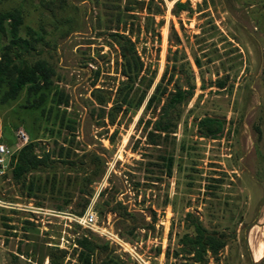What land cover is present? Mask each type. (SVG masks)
<instances>
[{"label":"rangeland","instance_id":"rangeland-1","mask_svg":"<svg viewBox=\"0 0 264 264\" xmlns=\"http://www.w3.org/2000/svg\"><path fill=\"white\" fill-rule=\"evenodd\" d=\"M174 1L0 0V12L21 10L17 34L38 39L14 50L53 71L42 113L24 108L25 90L2 101L0 89V142L14 149L21 127L44 151L69 147L62 158L75 162L23 182L11 177V165L0 171V264H83L75 245L83 234L100 244L92 264H264V0H180L187 6L172 14ZM156 6L161 13L153 14ZM116 31L134 42L147 76L153 72L148 94L163 75L161 103L174 88L193 87L174 132L157 145L149 144L147 121L158 107L143 111V101L111 125L91 95L113 93L123 78ZM55 86L68 98L58 112ZM205 116L223 121L215 139L201 136ZM84 172L95 178L85 194ZM89 211L94 223L78 224ZM195 219L227 238L200 263L180 251Z\"/></svg>","mask_w":264,"mask_h":264},{"label":"trees","instance_id":"trees-1","mask_svg":"<svg viewBox=\"0 0 264 264\" xmlns=\"http://www.w3.org/2000/svg\"><path fill=\"white\" fill-rule=\"evenodd\" d=\"M187 4V1L175 0L171 9L172 14H177L179 11L184 10ZM149 10L148 13H150ZM158 13H161V10L156 6L153 14ZM6 20L10 21V39L0 53V89L3 88L1 100H15L19 92L25 90L24 108L41 107L42 113L44 107L41 105L45 101L46 96H48V90L51 85L49 77L53 71L46 66L43 60L26 64L18 49L14 50L17 45H20L23 50L32 49L34 48L32 42L38 40L35 36L23 38L17 34L22 21L21 10L18 8L0 12V33H4L3 23ZM31 34L32 31L29 30V35ZM110 36L119 49L121 58L120 74L123 78L118 81L113 93L102 95L103 89L94 88L91 95L102 112L101 116L107 118L108 123L111 125L114 123L117 114L136 111L143 101H145L143 111L155 110L158 107L157 118L153 122L147 121V124L151 123V128L147 133L149 144L157 145V139L161 135L165 136L174 132L182 113V107L187 104L193 95V87L191 85L187 89L176 87L170 92L166 101L161 103L162 97L167 91L162 84L164 75L161 81L155 84L152 92L148 94L154 75L151 72L147 76L148 70L146 72L145 70L143 71V62L136 51L134 42L127 35L118 31L110 32ZM67 100L68 98L63 95L62 90L57 89L55 86L51 100V107L55 112L59 111L60 106L66 107L68 104ZM107 106L108 108L106 109ZM64 111L65 109L62 110V112ZM197 126L201 136L215 139L223 130V121L215 117L205 116L198 121ZM67 128L71 131L74 130V126L70 124L67 125ZM28 132L29 142L22 146L12 156L10 161V173L13 179L23 182L26 175L32 172L50 173L55 169L54 165L57 162L71 166L75 165L74 161L62 158L64 154H69V147L62 144L57 145L55 142L57 151L54 148L50 151H44V147L39 142L34 141L35 137L29 130ZM37 147L41 150L40 154L36 152ZM166 160L167 174L170 175L172 159L167 158ZM67 171L78 174L79 169L69 167ZM82 179L84 182L79 186L78 191L85 194V186L93 182L95 178L90 177L89 172H84ZM128 233L131 232L128 231ZM179 242L181 244L180 251L183 254L192 255L194 261L200 263L204 262V256L207 253L217 255L227 244V238L225 233L208 230L199 220L195 219L191 223V232L183 233ZM106 244L107 242L104 243V246ZM75 245L79 248L77 259L81 260L83 264H92V257L96 249L100 247L94 237L83 234L75 240ZM51 249L61 251L54 247ZM19 254H22L20 250ZM48 256L50 257V254ZM107 261H112V259L104 260L103 264H106ZM50 264H52L51 260Z\"/></svg>","mask_w":264,"mask_h":264},{"label":"built area","instance_id":"built-area-1","mask_svg":"<svg viewBox=\"0 0 264 264\" xmlns=\"http://www.w3.org/2000/svg\"><path fill=\"white\" fill-rule=\"evenodd\" d=\"M14 138L16 140V146L14 149L0 142V171L10 166V161L12 156L22 146H24L29 142L28 134L21 127L16 128L14 132ZM76 221L80 225L91 226L95 221V215L91 211H89L86 214H84L82 217L78 218V220Z\"/></svg>","mask_w":264,"mask_h":264}]
</instances>
